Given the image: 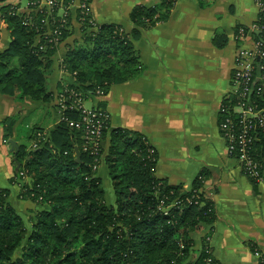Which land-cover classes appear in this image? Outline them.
I'll list each match as a JSON object with an SVG mask.
<instances>
[{
  "label": "trees",
  "instance_id": "trees-1",
  "mask_svg": "<svg viewBox=\"0 0 264 264\" xmlns=\"http://www.w3.org/2000/svg\"><path fill=\"white\" fill-rule=\"evenodd\" d=\"M54 1L66 7L74 0ZM160 1L165 5L161 12L144 6L132 9L130 33L116 24H97L90 13L84 16L75 8L74 17L67 16L64 26L56 23L54 41L47 43L46 13L36 10L39 0H29L34 5L27 11L0 0V17L11 37L6 52L0 54V93L38 105L53 102L59 95L49 91L47 75L60 48L57 45L72 36L75 22L80 24L81 37L66 45V56L59 63V69L73 77L64 85L81 94L82 100L104 96L110 87L138 75L140 62L134 42L140 31L167 21L169 9L178 0ZM257 19L264 28V12ZM263 37L264 30L253 34L256 42ZM259 64L260 59L255 58L248 97L254 106L264 109V93L259 96L256 92L261 86L256 78L261 74ZM64 85H59L58 94ZM68 95L63 100L70 105L72 97ZM235 103L232 97L222 102L225 112L219 113L218 126ZM92 108L105 112L103 103ZM79 114L64 110L62 120L51 130L35 125L26 131L29 144L20 145L16 155L20 168L9 183L19 187L17 200L29 201L38 210L19 215L9 190L0 189V264H201L210 257L202 249L196 260L192 258L195 233L216 218L214 206L199 192L202 185L196 182L193 191L182 193L155 178L156 154L146 140L120 129L109 131V120L102 131L103 140L111 133L108 149L91 154L84 132L70 129L65 121L80 122ZM14 120L2 122L5 138L14 136ZM234 129L239 130L237 123ZM248 137L253 139L248 154L264 180V130L254 122ZM236 155L237 148L232 157ZM102 162L115 197L110 206L97 176Z\"/></svg>",
  "mask_w": 264,
  "mask_h": 264
},
{
  "label": "crops",
  "instance_id": "crops-1",
  "mask_svg": "<svg viewBox=\"0 0 264 264\" xmlns=\"http://www.w3.org/2000/svg\"><path fill=\"white\" fill-rule=\"evenodd\" d=\"M258 2L264 0L174 2L169 19L140 31L134 42L140 62L138 75L110 87L99 99L109 116V131L140 135L152 148L155 178L182 193L193 191L196 182L202 185L199 192L214 206L216 218L195 233L194 260L205 245L218 264H259L256 253L264 256V180L253 184L243 175L240 164L229 156L218 126L221 104L234 93L232 75L239 46L236 30L257 21ZM135 6L160 12L165 8L160 0H92L90 15L97 24H116L130 33L129 15ZM80 37L76 23L72 36L52 58L47 86L53 96L66 79L59 71L66 45ZM10 41L0 19V54L6 52ZM54 103L38 105L0 93V189L9 190L12 204L25 201L17 200L19 187L9 183L17 172L19 152L11 151L9 141L19 148L29 144L26 131L31 127L51 130L58 119ZM7 118L15 119L12 138L4 137L2 122ZM110 135L108 132L103 142L105 151ZM97 176L105 194L115 201L103 162Z\"/></svg>",
  "mask_w": 264,
  "mask_h": 264
},
{
  "label": "built area",
  "instance_id": "built-area-1",
  "mask_svg": "<svg viewBox=\"0 0 264 264\" xmlns=\"http://www.w3.org/2000/svg\"><path fill=\"white\" fill-rule=\"evenodd\" d=\"M89 2L92 1L77 0L75 4L74 0L72 6L68 5L63 7L62 2L55 3L54 0H39L36 10H39L40 13H46V17L43 22L45 25H48L46 34L49 39L47 43H53L54 41L52 37L58 32L56 23L64 26L66 24L67 16L69 17V15L74 12L73 10H75V8L80 10L81 15H88L90 13L88 7L90 6ZM32 5L34 4L30 3L29 0H26V7L20 9L27 11L28 7ZM258 7L260 9V13H263L264 2H258ZM0 19L4 23L1 17ZM257 21L248 28L237 31L235 38L239 46L235 57V70L232 75V86L234 88L232 98L235 99L236 103L227 111L228 117L222 124L219 125V130L224 133L229 156L232 157V154L235 152V148H237V155L232 158L237 160L240 164L241 170L247 177L254 178L258 183H260L263 181V177L261 178V175L258 172L259 166L253 163L248 154L253 142V139L248 137V130L250 129L252 123L256 122V124L264 130V109H259L257 106H254L248 97L255 70V58H259L261 61V64L257 67L261 74L256 77L261 86L256 89V92L259 96H262L264 93V53H261V48L264 46V37L260 42H256L253 38V34H258L264 30V28L260 27L257 24ZM62 45L63 44H59L57 46L61 47ZM60 72L67 80H72L73 77L68 75L64 69L61 68ZM66 79L64 83H66ZM66 94H69L68 96L70 98L72 97L70 105H67V102L63 100V97ZM58 95L56 103H58L57 106L59 108V112L64 110H77L80 112V122L67 119L65 120L68 127L70 129L76 128L84 132L86 147L87 149L90 148L92 150L91 154H96L97 149H103L102 144L104 140L102 131L107 124L106 122L109 120L108 114L106 112L100 114V110L94 108L86 109L82 106L80 94H77L74 90L68 89L65 85L61 94ZM99 96L102 95L100 94ZM224 112L225 110L221 105L219 113ZM236 123L239 126V130L234 129ZM86 147L84 148L85 151ZM188 202L190 203L189 200ZM205 253L209 255L208 251ZM256 256H258L259 264H264V256L259 253H256ZM201 264L218 263L210 256L202 260Z\"/></svg>",
  "mask_w": 264,
  "mask_h": 264
},
{
  "label": "rangeland",
  "instance_id": "rangeland-1",
  "mask_svg": "<svg viewBox=\"0 0 264 264\" xmlns=\"http://www.w3.org/2000/svg\"><path fill=\"white\" fill-rule=\"evenodd\" d=\"M76 1L77 0H75V4H76ZM92 1V0H91ZM7 2L9 3V0H7ZM10 2H13V4H15V5H18L21 9H23V8H25L26 7V0H11ZM90 4V6H88L89 7V11H90V8H91V2H89ZM9 4H11V3H9ZM71 10H72V8H71ZM91 12V11H90ZM72 15H73V17H74V15H75V13L74 12H72ZM92 19V18H91ZM92 21H93V19H92ZM88 22L89 23H91V21L90 20H88ZM95 22V21H94ZM96 23V22H95ZM73 24H76L75 22L73 23ZM78 25H79V27H80V24L79 23H77ZM126 24L129 26V23L128 22H126ZM67 28H68V25H67ZM77 40H79V39H77ZM60 71V70H59ZM61 73V72H60ZM64 85V83H62V86ZM58 95V93L55 95V96H57ZM80 96H82L81 94H80ZM103 96H95V97H91V98H87L86 97V100H81V103H82V106H84L86 109H88V108H92L93 107V105L95 104H99L100 103V101H99V99L100 98H102ZM55 106L56 105H58V103H56V98H55ZM54 110H55V112H56V115H57V124H58V121L61 119L60 118V116H61V112H59V108H54ZM56 124V125H57ZM55 125V126H56ZM102 146H103V144H102ZM103 188H104V185H103ZM105 189V188H104ZM105 197H108V200H107V204H108V206H110V205H113L114 204V200H113V202H111V199H110V197H109V195H107V194H105ZM107 199V198H106ZM11 201V204H12V200H10ZM14 204H16V206H13L14 207V209H15V211L19 214V215H22V214H25L28 210H38V207H36L34 204H32V203H30L29 201H25V202H23V204H19V203H14ZM42 208V207H41ZM45 208V207H44ZM42 210H43V208H42ZM24 220H26V219H24ZM203 250H204V252H206V251H208V253H209V255L212 257V255H211V252H210V250H209V248L207 247V245H205V247L203 248ZM213 258V257H212Z\"/></svg>",
  "mask_w": 264,
  "mask_h": 264
},
{
  "label": "water",
  "instance_id": "water-1",
  "mask_svg": "<svg viewBox=\"0 0 264 264\" xmlns=\"http://www.w3.org/2000/svg\"><path fill=\"white\" fill-rule=\"evenodd\" d=\"M9 144H10V147H11V151L15 150V153H17L18 150H19V148H18L17 144L15 143V141L10 140V141H9ZM76 155H77V158H79V153H78V151H76ZM14 162H16L15 159H14ZM16 164H17V169H16V170L18 171L19 168H20V164L17 163V162H16Z\"/></svg>",
  "mask_w": 264,
  "mask_h": 264
}]
</instances>
